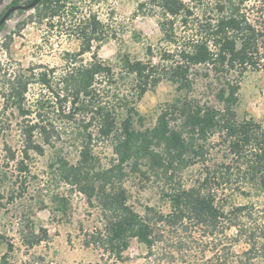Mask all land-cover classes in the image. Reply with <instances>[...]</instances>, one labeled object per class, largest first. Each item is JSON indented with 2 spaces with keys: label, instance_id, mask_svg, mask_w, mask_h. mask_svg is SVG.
Masks as SVG:
<instances>
[{
  "label": "trees",
  "instance_id": "1",
  "mask_svg": "<svg viewBox=\"0 0 264 264\" xmlns=\"http://www.w3.org/2000/svg\"><path fill=\"white\" fill-rule=\"evenodd\" d=\"M34 11L48 31L65 24L79 49L64 55L59 72L41 65L5 74L0 64V115L20 119L17 151L0 140L6 160L0 168V209L24 195L20 178L29 172L32 154L43 156L46 147L71 139L77 158L70 162L56 154L51 179L98 212L101 228L89 235L87 247L116 262L125 261L135 240L157 264H264V207L234 202L264 196V124L235 113L242 76L264 72V0L140 2L139 13L157 16L163 48L153 53L147 47L145 61L119 53L114 64L97 54L105 25L96 11L79 0H42ZM195 68L219 82L214 94L219 107L186 96L195 86ZM163 81L178 96L152 127L135 128L136 118L139 125L143 121L136 103ZM33 84L40 92L29 102ZM4 121L0 131L10 127ZM99 142L111 147L108 163L93 148ZM10 163L17 171L13 184L20 183L16 190L6 185L3 169ZM197 164V177L185 186L183 175ZM130 175L157 180L167 212L150 206L142 214L135 211L124 186ZM50 201L66 214L67 196L52 194ZM39 231L25 224L20 241L26 248L40 244L47 234ZM0 245L6 249L0 264H15L9 257L13 244L0 235Z\"/></svg>",
  "mask_w": 264,
  "mask_h": 264
},
{
  "label": "rangeland",
  "instance_id": "2",
  "mask_svg": "<svg viewBox=\"0 0 264 264\" xmlns=\"http://www.w3.org/2000/svg\"><path fill=\"white\" fill-rule=\"evenodd\" d=\"M14 0H3L0 5V15L11 6ZM29 0H21L24 4ZM83 8L96 11L103 21L105 28L101 34L102 42L97 50L98 56L111 64L115 63L119 53L129 54L132 58L146 60L145 49L150 47L153 53L163 48L160 42V32L157 26V16L141 14L137 11V5L146 0H79ZM90 6V7H89ZM34 9L29 11L14 12L0 29V64L5 74L35 68L36 66H48L63 70V57L66 53L78 52L79 43L72 36H68L65 24L53 31H48L43 23H39L34 17ZM11 38V39H10ZM89 54L81 57L85 62ZM195 86L188 98H193L201 103L219 107L214 94L219 82H216L211 74L205 76L203 68H195ZM3 74V73H2ZM4 81L0 75V90ZM1 92V91H0ZM40 92L38 85H31L27 93V100L32 102ZM178 96L174 87L163 81L154 90L147 92L137 103L136 110L142 117V125L135 119V128H149L155 124L160 111L171 104ZM238 103L235 113L238 119L252 118L264 124V72L247 71L239 81L237 93ZM3 100L0 97V110ZM4 119H8L9 128L0 131L1 142H6L13 150L20 146V138L16 132V122L19 118L7 113L0 115L4 125ZM77 144L71 139L57 142L53 148L46 147L43 156L31 155L27 162L29 172L22 175L25 178L26 191L20 198L4 205L0 209V235L13 244V251L9 254L15 264H157L153 256L146 257L144 246L138 245L135 240L130 241V246L125 253L123 262L102 255L96 247L86 246L89 235L96 228H101L100 217L93 207L89 206L85 197L72 191L69 187L54 183L51 179L52 168L56 154L64 156L70 162L77 158ZM103 163H108L113 157L108 143H98L93 147ZM215 149H212V151ZM213 153V152H211ZM0 154V168L5 166ZM200 166V165H199ZM198 164L191 167L183 175L185 186L197 177L200 171ZM6 171L7 181L13 190L20 183L13 184L17 171L15 164L10 163ZM19 180V181H20ZM124 186L129 195V203L135 211L142 214L144 207H156L162 212H167L166 204L160 199L161 184L151 178L141 179L130 175ZM62 194L69 198V206L66 214L55 211V205L51 203L52 194ZM236 204H250L256 209L264 207V196L253 195L251 198H234ZM33 224L35 232L44 229L47 238L32 248H26L19 237V230L24 225ZM235 251H240L237 246ZM6 252L0 245V257ZM208 256V253L205 255ZM184 264L182 260L179 261Z\"/></svg>",
  "mask_w": 264,
  "mask_h": 264
},
{
  "label": "water",
  "instance_id": "3",
  "mask_svg": "<svg viewBox=\"0 0 264 264\" xmlns=\"http://www.w3.org/2000/svg\"><path fill=\"white\" fill-rule=\"evenodd\" d=\"M3 0H0V5ZM42 0H29L24 4H16L9 6L6 11L0 16V27L9 19V17L17 11H29L34 9Z\"/></svg>",
  "mask_w": 264,
  "mask_h": 264
},
{
  "label": "flooded vegetation",
  "instance_id": "4",
  "mask_svg": "<svg viewBox=\"0 0 264 264\" xmlns=\"http://www.w3.org/2000/svg\"><path fill=\"white\" fill-rule=\"evenodd\" d=\"M1 15H2V14H1ZM1 15H0V16H1Z\"/></svg>",
  "mask_w": 264,
  "mask_h": 264
}]
</instances>
